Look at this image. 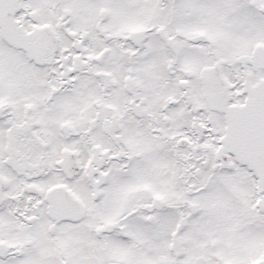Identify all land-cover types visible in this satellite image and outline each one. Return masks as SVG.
Here are the masks:
<instances>
[{
    "label": "snow or ice",
    "instance_id": "6c2138e0",
    "mask_svg": "<svg viewBox=\"0 0 264 264\" xmlns=\"http://www.w3.org/2000/svg\"><path fill=\"white\" fill-rule=\"evenodd\" d=\"M0 264H264V0H0Z\"/></svg>",
    "mask_w": 264,
    "mask_h": 264
}]
</instances>
